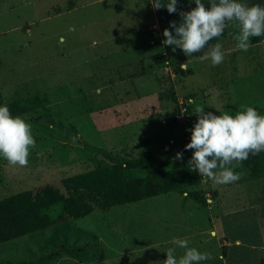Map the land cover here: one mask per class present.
<instances>
[{"label": "rangeland", "instance_id": "obj_1", "mask_svg": "<svg viewBox=\"0 0 264 264\" xmlns=\"http://www.w3.org/2000/svg\"><path fill=\"white\" fill-rule=\"evenodd\" d=\"M260 2L264 0H0L4 99L13 103L39 94L50 98L42 114L6 121L0 127V201L47 185L65 192L63 179L106 164V152L137 158L192 147L195 141L188 124L178 120L175 126L166 109L165 119L154 114L153 106L161 104L158 100L164 105L168 102L158 97L161 85L162 93L173 85L180 95H195L196 103L204 100L196 110L203 117L214 116L225 107L223 94L245 98L244 102L264 112V66L255 71L258 62L253 60L256 53L262 57L261 51L213 54L189 62L190 74L176 78L166 72V66H158L153 73L154 56H148L161 46L150 48L143 41L148 43V30L154 24L164 30L162 39L170 41L228 24L243 30L254 13L252 5L264 12ZM258 21L264 43V18ZM139 55L148 56L138 60ZM244 75L251 82L238 81ZM122 99L127 109L120 107ZM133 100L135 105H128ZM193 104L194 99L189 106ZM154 133L171 134L161 137L167 138L168 147H153L150 138ZM252 160L227 162L216 166L213 174L226 185L245 183L248 187L257 182L244 194L230 190L223 207L258 204L260 210L251 211L247 227L256 225L259 217L264 236V170L259 159ZM200 171L192 165L172 173L175 179L183 177L186 186L193 184L186 189L179 186L164 193L151 189L147 194L142 183L135 182L128 189L117 187L73 199L67 196L6 220L0 223V262L200 264V241L208 249L206 242L213 240L208 254L202 256L210 255L214 261L206 263L236 264L239 245L234 243L230 249L221 237L208 232L211 221H216L217 208L208 210L180 191L208 190L204 171V180L194 178ZM166 205H170L167 211ZM233 231L240 234L241 229ZM175 240L180 241L176 249H181V255L165 246ZM263 253L261 249L251 251L248 261L256 263Z\"/></svg>", "mask_w": 264, "mask_h": 264}, {"label": "trees", "instance_id": "obj_2", "mask_svg": "<svg viewBox=\"0 0 264 264\" xmlns=\"http://www.w3.org/2000/svg\"><path fill=\"white\" fill-rule=\"evenodd\" d=\"M261 42L259 21L256 18H251L244 22L243 30L230 24L167 41L164 44V53L155 56L154 62L159 67L171 66L177 77H183L190 73L189 69L183 66L191 61L213 54L249 48ZM174 87L171 86L162 93L161 99L168 97L176 104L172 112V119L174 125H177L180 109L177 106L178 100ZM49 105L50 99L47 95H35L7 103L0 88V127L6 121L40 115L42 114L40 110ZM187 110L190 114L189 128L192 121V109L188 106ZM104 154V157L109 160L106 164L99 163L93 169L63 179L62 184L65 192L47 185L37 191L20 192L2 199L0 201V223L27 213L36 207L64 201L67 196L73 199L117 187L128 189L135 182L142 183L145 193L156 184L164 190L177 189L182 183L176 180L172 173L186 169L192 164H196L199 169L207 173L210 169L227 162L256 157L264 168V124L242 129L233 134H223L212 139L195 142L191 150L189 146H182L177 150L157 151L138 158L116 157L110 152ZM180 191L187 193V196H190L200 206L208 207L203 191ZM40 263L21 260L0 262V264ZM260 264H264V257L261 258Z\"/></svg>", "mask_w": 264, "mask_h": 264}, {"label": "crops", "instance_id": "obj_3", "mask_svg": "<svg viewBox=\"0 0 264 264\" xmlns=\"http://www.w3.org/2000/svg\"><path fill=\"white\" fill-rule=\"evenodd\" d=\"M260 3H262V5H264V2H260ZM251 7H252V10L254 12L253 15H251V18H256L257 20L258 19L261 20L262 18H264L262 16L264 12L260 11V8L255 9V8H253V5ZM260 7H261V9L264 8V6H261V5H260ZM259 24H260V22H259ZM228 25H230V24H228ZM222 26H225V25H222ZM259 30H260V25H259ZM149 31L152 32V34H149ZM163 31L164 30H160L159 29L157 24H154L152 26L151 30H148V34H147L148 43H146L145 40L143 39L144 45H147L150 48H153L155 46L157 48V45H160L161 48H160L159 51H156V53H154L153 55L152 54L149 55V56L148 55H139L138 56V60L143 59L145 56H148V57L154 56L153 57V61H154L155 56H158V55L164 53V44L167 41H170V39H168V40H165V39L163 40L162 39L161 33H163ZM156 36H159L158 37L159 42H157V39L155 38ZM244 49H247V51H251V50H254V49L257 50V51H261L262 57H260L259 53H256L254 55V58H253L254 61L258 62V63L255 64V71H259L260 70L259 66L260 65H261V67L264 66V53H263V51H264V43H263V40H262V42L260 44L251 46L249 48L237 49V50H234V51H228L226 53H228V54H230V53L231 54L240 53V52L244 51ZM214 55H217V54H214ZM210 56H212V55H210ZM247 56L250 57L249 55H247ZM154 64H155V62H154ZM188 64L184 65L183 67L187 69L188 68ZM256 65H257L258 68H256ZM156 66H154L153 67L154 69H152L153 73L156 72L157 69L158 70L160 69V68H158V66L157 67ZM244 76H245L244 78H241L238 81H241V83L251 82V77H249L248 75H244ZM40 82H42L44 84L46 81L42 80ZM124 82L125 81H122V83H124ZM159 82L161 84L160 80H159ZM45 88H47V87H45ZM174 90H175V93H176L178 101H180V98L184 100V99H186V97H188V99H191V100L194 99V104H193L194 106L193 105L190 106L191 109H192V114H191L192 115V121H191V124H190L189 127H190V131H191L190 133L194 137V141L195 142H201V141H204L205 139H209V138L212 139V138H215L216 136H221L223 134H229L227 132H234V131H237V130L248 129V128H251V127H255V126H259V125H263L264 124L261 121V119H260L261 117L264 118V112L260 111L261 108H257V106H253L252 104L244 102L243 100L245 98L241 99L239 96L226 98L225 97L226 94H223V97L225 98V100L227 99L225 107L223 109L216 110L214 112V114H213L214 116L210 115L208 117H203V116L199 115L196 112V110L200 109L199 107H201V104L204 103V100H201L200 102L196 103L195 102V95H191L192 97L191 96H183V95L179 94L178 88H175ZM163 91L164 90H163V87L161 85V90L158 93L159 99H161L160 98V94ZM157 92H158V90H157ZM210 97H211V94L208 95V99H210ZM248 97H250V96H248ZM164 98H167L168 102H172L171 106L169 105L168 102H165L166 105H164L162 103V101L158 100V103L161 102V104H158L157 107H156L157 104L153 106L154 107L153 108L154 114H156V117H158V116L159 117L160 116L164 117L165 109L168 110L170 113H172L173 109H174L173 106L176 107V104L173 101L169 100L168 97H164ZM231 99H233L232 103H230ZM251 100H253V98H251ZM135 103H136V101L133 100L128 105L134 106ZM215 104L218 105V103H215ZM120 107H122L124 109L128 108V106L126 105V103H125V101L123 99H122V102L120 103ZM120 111L122 112V114H124L126 112L123 109L120 110ZM219 115H223V117L220 118ZM164 119H165V117H164ZM168 131H169V129H168ZM167 136L170 137L171 134L166 135V133H164V134H156V133H154V135L150 138V139H153L152 141H150L151 142L150 144H154L153 147H157V146L160 147L162 145L165 146V147H168L166 145L167 138H165L166 140L165 139H161V137L164 138V137H167ZM170 142H172V140ZM195 142H194V144H195ZM144 143L145 142L142 143V146H145ZM247 158L250 159L253 162V160H252L253 157H246V158H242V159H247ZM192 165L195 166L196 164H192ZM224 165H225V163L221 164V165H218L217 167L224 166ZM261 166H262V164H261ZM197 168H198V166H197ZM262 168H263V166H262ZM263 170H264V168H263ZM201 171H200V175L196 174V176L194 177V178H197V180L199 179L200 181L204 180V178H205L204 174H202ZM214 172H216V171L214 170V168H212L207 173H205V175H207L206 176V184L208 186H206V187H208V190L205 187L203 188V191L205 193L206 198L210 197V196L213 197V200L211 198H207V202H208V207L207 208H208V210L212 209V207H215V208H217L216 211L218 212V215L213 217V220L215 219L217 222L216 221L215 222L211 221V224L209 225V228L211 230L208 231V232L210 233L211 237L214 236V235H215L214 237H219V238L221 237V239L224 240L223 242L225 244H227L228 246L230 245L229 246L230 249L233 247L234 243L239 245L241 252L239 254L238 263H236V264H252V263L253 264H260V260H261L262 257H264V253H263V255L261 254V256H259V258L256 260V263H254V262L250 263L248 261V259L250 258V254L249 253H251V251H254L256 249H261L262 252H264V236H263V232L261 230L260 218L258 217L259 222H257L256 225L252 224L251 226L248 225V227H247V224L249 223L250 218L252 216L251 211L252 212H258L257 210H260V208L257 206L258 204H254V205H251V206L243 204L240 209L239 208H235V207H233V208L223 207V202L226 201V197H227L226 195L228 194V192L230 190L238 189V190H241V192H240L241 194H244L246 188H249L251 186L257 185V182H253V183L250 182L248 184V187L246 185H244L245 183L244 184H235V183L230 184L229 183V184L226 185L224 183L225 181H221L220 180L221 178L219 176H215L213 174ZM210 179H211V183L214 180L211 186H209ZM260 179L262 180L263 178H260ZM176 180H178L179 182L182 183L180 186H182L183 189H186V187H189V186L193 185V184H190V185L186 186L187 183H186V180L183 177H179ZM197 182H199V181H197ZM151 189L152 190H156V191H160L162 193L177 190V189L164 190L157 184L154 185ZM151 189L147 192V194H150ZM258 194H263V193L261 192V193H258ZM155 195H157V194H155ZM185 195L187 196V193ZM230 195H228V196H230ZM222 197H224L225 199L223 200ZM219 200H222V202H219ZM215 201H216V203H215ZM245 203H247V202H245ZM169 207H170V205H169ZM169 207L166 205L164 208L167 211L168 209H170ZM241 212L242 213L246 212V213L245 214H241ZM240 217L244 218L241 223H239ZM236 228L241 229L240 234L239 233L238 234L234 233L233 230L236 229ZM205 233H206V231H205ZM205 233L204 232L202 233V231H201V234H205ZM201 234H200V236H201ZM260 238L263 241L262 245H259ZM212 241L213 240H211L210 242H206V244L208 245V249H206L204 247V241H202V242L200 241V244H201V247H202L201 248L202 249V251H201L202 253H200V256H199L201 261L198 262V263L207 264L206 260L212 259V258H210V255L209 256H202V255H207L208 254L207 251L210 250L209 244ZM179 242H180L179 240H175V241H172V242L171 241L170 242H165L166 243L165 246L169 245L170 246L169 249H172V251L173 250L177 251L178 253L176 255H179L181 249L180 248H179V250L176 249L177 248L176 245ZM213 249H214V252H216V256H217L218 252H217L216 248H213ZM216 256H214L213 258H216ZM212 260L214 261V259H212ZM216 264H218V263H216ZM227 264H229V263H227Z\"/></svg>", "mask_w": 264, "mask_h": 264}, {"label": "built area", "instance_id": "obj_4", "mask_svg": "<svg viewBox=\"0 0 264 264\" xmlns=\"http://www.w3.org/2000/svg\"><path fill=\"white\" fill-rule=\"evenodd\" d=\"M166 67H167L166 68V72L168 73L170 71L169 75L171 77L176 75L175 71L172 69L171 66L166 65ZM173 78H175V77H173ZM176 78H177V75H176ZM190 101H192V100L191 99H185V100H183L181 102L178 101V105L177 106L180 109V113L177 116V120H179V123H180V120H183V123L186 125L190 121V114H188V110H187V107L189 106ZM192 147H189L190 150L192 149Z\"/></svg>", "mask_w": 264, "mask_h": 264}]
</instances>
